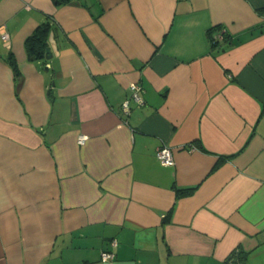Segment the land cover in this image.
<instances>
[{"label": "crops", "instance_id": "1", "mask_svg": "<svg viewBox=\"0 0 264 264\" xmlns=\"http://www.w3.org/2000/svg\"><path fill=\"white\" fill-rule=\"evenodd\" d=\"M1 24L0 264H264V0H0Z\"/></svg>", "mask_w": 264, "mask_h": 264}, {"label": "built area", "instance_id": "2", "mask_svg": "<svg viewBox=\"0 0 264 264\" xmlns=\"http://www.w3.org/2000/svg\"><path fill=\"white\" fill-rule=\"evenodd\" d=\"M224 35V29L218 30L215 34V37L218 39L222 38ZM0 40L2 41V43L6 46V47H10V36L9 33L6 29L5 24H1L0 25ZM129 91H130V96L137 101L138 103L142 102V98L140 96V91H141V86L137 83H131L129 85ZM121 110L122 113L127 116L129 114L130 111V107H129V102L128 99L124 100L121 104ZM87 139V135L84 134H80L77 138V142L79 144H83ZM156 157L158 158V160L164 164H168L171 165L174 162L173 159V155L171 152L170 147L166 146V145H162L160 147L157 148L156 150ZM112 246L116 245V241L114 239H112L110 241ZM114 256L112 251H102L101 253V259L106 261V260H110L112 259Z\"/></svg>", "mask_w": 264, "mask_h": 264}, {"label": "trees", "instance_id": "3", "mask_svg": "<svg viewBox=\"0 0 264 264\" xmlns=\"http://www.w3.org/2000/svg\"><path fill=\"white\" fill-rule=\"evenodd\" d=\"M56 5L66 3L69 0H53ZM48 24L42 23L25 40V46L31 58L42 56L47 46ZM214 42V39H212Z\"/></svg>", "mask_w": 264, "mask_h": 264}, {"label": "water", "instance_id": "4", "mask_svg": "<svg viewBox=\"0 0 264 264\" xmlns=\"http://www.w3.org/2000/svg\"><path fill=\"white\" fill-rule=\"evenodd\" d=\"M45 51H46V58L48 59L51 58L52 55H51L50 49L47 47Z\"/></svg>", "mask_w": 264, "mask_h": 264}]
</instances>
